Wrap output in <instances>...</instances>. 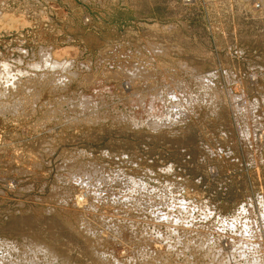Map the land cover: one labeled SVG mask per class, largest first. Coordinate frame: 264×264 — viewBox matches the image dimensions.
Returning <instances> with one entry per match:
<instances>
[{
    "label": "rangeland",
    "instance_id": "obj_1",
    "mask_svg": "<svg viewBox=\"0 0 264 264\" xmlns=\"http://www.w3.org/2000/svg\"><path fill=\"white\" fill-rule=\"evenodd\" d=\"M0 52V264H264V0H0Z\"/></svg>",
    "mask_w": 264,
    "mask_h": 264
},
{
    "label": "bare ground",
    "instance_id": "obj_2",
    "mask_svg": "<svg viewBox=\"0 0 264 264\" xmlns=\"http://www.w3.org/2000/svg\"><path fill=\"white\" fill-rule=\"evenodd\" d=\"M40 52V59H41V65L42 66H45V67H51V68H53V67H58V66H61L62 65V63H64L63 65H66L67 64V61L65 60L64 62L61 60V61H59V60H56L55 58H52L50 55H49V53H45L44 51H42V50H40L39 51ZM78 63V62H77ZM182 63V62H181ZM122 66V65H121ZM130 67V66H129ZM0 74H3V75H5V77H6V81L8 82V83H13L14 84V82H12V80H13V78H12V76L11 75H13V73H11V69L9 70V68H7V66L5 65V64H2L1 66H0ZM171 69V68H170ZM82 70V69H81ZM61 71V70H60ZM65 71V70H64ZM44 72V71H43ZM67 72V71H66ZM108 72V71H107ZM106 72V75L108 74ZM131 70L125 75V78H126V81H128V80H132V76L133 75H131ZM64 74V73H63ZM63 74H61L60 76L62 77H64L65 75H63ZM71 74H73V73H69V75H71ZM116 74V72H114L113 71V73H111V75H113V77H114V75ZM117 74H118V71H117ZM149 74V73H148ZM43 75V74H42ZM74 75V74H73ZM76 75V74H75ZM110 75V74H109ZM50 76V75H49ZM52 76V75H51ZM50 76V77H51ZM59 76V77H60ZM140 76H143L144 78H147V79H149L148 77H147V71H145V70H137L136 71V74H135V76L134 77H140ZM150 76V75H149ZM66 77V76H65ZM64 77V78H65ZM68 77V76H67ZM66 77V78H67ZM87 77V76H86ZM85 77V78H86ZM109 77H111V76H109ZM116 77H117V75H116ZM54 78V77H53ZM21 80V79H20ZM54 80V79H53ZM92 81V80H91ZM49 82V81H48ZM54 82V81H53ZM170 82V81H169ZM149 82L147 81V86L149 85L148 84ZM203 83V82H202ZM64 84V83H63ZM127 84V83H126ZM171 84V83H170ZM21 85V84H20ZM120 86V85H119ZM118 86V87H119ZM126 87V86H125ZM128 87V86H127ZM131 87V86H130ZM151 86H149L148 88H150ZM159 87V86H158ZM56 88V87H55ZM121 88H123V87H121ZM129 88V87H128ZM155 88V87H154ZM36 89V88H35ZM126 89V88H125ZM131 89V88H130ZM118 90H119V88H118ZM129 90V89H128ZM156 91H157V88H156ZM156 91H154L157 95H158V93L156 92ZM119 92V91H118ZM135 92V91H134ZM148 92V91H147ZM146 92V93H147ZM159 92V91H158ZM183 92V91H182ZM31 93V92H30ZM72 93V92H71ZM120 93V92H119ZM123 93V92H122ZM132 93H133V91H132ZM160 93V92H159ZM173 93H175V92H173ZM34 94V93H33ZM134 94V93H133ZM132 94V95H133ZM136 94V93H135ZM32 95V94H31ZM82 95V94H81ZM156 95V96H157ZM135 96V95H134ZM160 97H159V99L162 97L161 95H159ZM232 96V95H231ZM32 97V96H31ZM131 97V96H130ZM137 97V96H136ZM139 98H141V96H138ZM137 97V98H138ZM151 97V96H150ZM149 97V98H150ZM152 97H155V94H154V96L152 95ZM150 98V99H146V97L145 96H143V98H145L146 99V101L147 100H149L148 102H144L145 100L143 99V101L141 100V99H136V100H134L133 102H132V100H131V102L134 104V108L137 106L138 107V109H140V107H141V109H142V107H143V105L144 104H146V105H144V107H151V103H152V100H153V98ZM236 97V96H235ZM135 98V97H134ZM95 98H93V96L91 95V96H89V95H83L82 97H81V101H82V103H84V105L85 106H89V105H91V103L93 104V102L95 101L94 100ZM132 99V98H131ZM152 99V100H151ZM167 98H165V100H166ZM155 101H158V102H160L159 100H158V98H157V100H153V102L156 104V105H159V104H157V102H155ZM101 102V101H100ZM144 104H143V103ZM161 102H162V100H161ZM160 102V104H161V108L163 107L162 105H163V102L161 103ZM172 103V102H171ZM89 104V105H88ZM128 104V103H127ZM132 104V105H133ZM141 104H143V105H141ZM170 104V103H169ZM174 104H175V102H174ZM180 106L182 105V104H180V103H178ZM177 104V105H178ZM130 105V104H129ZM131 105V106H132ZM172 105V104H171ZM84 106V107H85ZM170 106V105H169ZM149 107V108H150ZM153 107V106H152ZM151 107V108H152ZM154 107H155V105H154ZM157 107H159V106H157ZM167 107V106H166ZM173 107V106H172ZM86 108V107H85ZM148 108V109H149ZM161 108H159L160 110H161ZM164 108V107H163ZM171 108V107H170ZM170 108H168V109H170ZM175 108V107H174ZM178 108V107H177ZM182 107H180V110H182L181 109ZM93 109V108H92ZM141 109L139 110V111H137L136 110V115L134 116H130V115H128L127 117H125V116H123L122 118L125 120V121H127V122H129V123H131L132 125H136V126H138V125H146V127H148V128H158V126H164V125H168L169 123H170V120L172 121V120H176L175 119V117H176V113H174V114H169V111H168V109L166 108V110H165V113H163V112H156L155 113V115L153 116V115H150V113L148 114V116L146 115L147 113H148V109H146V108H143L145 111L144 112H146V114L145 113H143V114H145V116H144V118L143 117H139V118H137L136 116H142V115H137L138 113L137 112H140L139 114H142V111H141ZM156 107L155 108H153V109H151L152 111H156ZM158 109V110H159ZM33 110V109H32ZM179 110V111H180ZM184 110V109H183ZM162 111V110H161ZM185 111V110H184ZM9 112V111H8ZM53 112V111H52ZM118 112V111H117ZM135 112V111H134ZM171 112V111H170ZM173 112V111H172ZM177 112V111H176ZM54 113V112H53ZM157 113H158V115H157ZM162 113V115H159V114H161ZM179 113V112H178ZM133 114V113H132ZM151 114H153L152 112H151ZM182 114V113H181ZM180 114V115H181ZM175 115V116H174ZM179 115V116H180ZM183 115H185V114H183ZM91 117V116H90ZM115 117V116H114ZM116 117H118V115L116 116ZM177 117H178V114H177ZM87 118H88V116H87ZM126 118V119H125ZM90 119V118H89ZM84 120L86 121L87 119H85V117H84ZM83 121V120H82ZM90 121V120H89ZM68 161V160H67ZM25 240V239H24ZM29 241V240H28ZM27 240H26V247H27V245L29 246V248H27L26 250H27V252L29 253V252H31V254H33V253H38L39 254V252H41V253H45V254H49L50 255V253L48 252V249L43 245L42 246V244L40 245V244H38V243H31V241H29L28 242ZM1 242V241H0ZM6 243H7V241H6ZM3 244H4V242H3ZM2 244V245H3ZM9 244V243H8ZM8 244H7V246H6V248H9V246H8ZM12 244H14V243H11V247L10 248H12V250H13V248L14 247H12L13 245ZM10 245V244H9ZM1 246V245H0ZM17 246V245H16ZM20 246V245H19ZM20 247H22V246H20ZM25 247V246H24ZM24 247H22L21 249L23 250V248ZM25 247V248H26ZM1 248V247H0ZM6 248H5V250H6ZM9 248V249H10ZM24 252V251H23ZM22 252V254H27L28 255V253L27 252H24L23 253ZM22 254H20V256H22ZM7 255V254H6ZM26 255V256H27ZM52 255V254H51ZM1 256V255H0ZM24 256V255H23ZM53 256V255H52ZM30 256H28L27 258H29ZM42 257H43V255H42ZM30 258H32L33 259V257H30ZM50 258H52V257H50ZM12 259V258H11ZM35 260L37 259V258H34ZM46 259V258H45ZM48 259V258H47ZM54 259V258H53ZM1 260V259H0ZM3 260V259H2ZM44 260V259H43ZM2 262V261H1ZM13 262V261H12ZM21 262V261H20ZM31 262H33L32 260H31ZM35 262V261H34ZM33 262V263H34ZM40 262V261H39ZM41 263V262H40ZM39 263V264H40ZM45 263L46 264H48L47 263V261H45ZM31 264V263H30ZM37 264V263H36ZM43 264V263H42Z\"/></svg>",
    "mask_w": 264,
    "mask_h": 264
},
{
    "label": "built area",
    "instance_id": "obj_3",
    "mask_svg": "<svg viewBox=\"0 0 264 264\" xmlns=\"http://www.w3.org/2000/svg\"><path fill=\"white\" fill-rule=\"evenodd\" d=\"M19 51H22V53H24V51L25 50H22V49H20ZM25 54V53H24ZM27 54V53H26ZM13 56V55H12ZM33 56V55H32ZM5 55L3 54V53H1L0 52V63H2L3 61H5ZM18 59V58H17ZM16 58L15 59H10L11 60V62H14V63H16L17 64V62H16V60H17ZM21 59V58H20ZM24 59V58H23ZM23 59H21V60H23ZM6 62V61H5ZM23 62V61H22ZM22 62H21V64H22ZM9 64V63H8ZM20 64V65H21Z\"/></svg>",
    "mask_w": 264,
    "mask_h": 264
}]
</instances>
